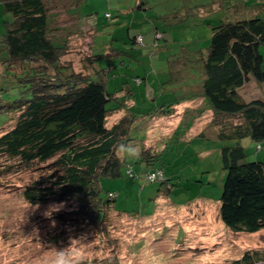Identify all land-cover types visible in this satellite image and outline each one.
I'll use <instances>...</instances> for the list:
<instances>
[{"label": "trees", "instance_id": "16d2710c", "mask_svg": "<svg viewBox=\"0 0 264 264\" xmlns=\"http://www.w3.org/2000/svg\"><path fill=\"white\" fill-rule=\"evenodd\" d=\"M84 1L0 0L7 13L4 30H0V158L7 163L1 164L0 177L18 169L40 172L41 178H34L23 189L30 204H63L64 208L52 213L54 219L99 230L105 227L110 210L120 212L115 196H110L115 192L103 186L102 177L123 174L127 160L117 157L116 148L137 141L132 131L145 113L131 111L127 107L130 98L119 100L117 90L110 91L108 80L117 71L106 76L111 64L106 67L100 62L104 52L97 53L93 43L91 51L79 59L80 67L74 58L67 59L71 40L80 39L88 22L82 21L78 11ZM180 1L179 10L158 15L171 30L186 27L180 24L194 6ZM222 1L196 7L203 6L208 12ZM62 7L80 20L79 28L59 24ZM138 7L143 11L150 8L143 0ZM230 7L234 16L222 17L212 26L208 49L182 47L185 55L181 56L187 62L182 65L175 57L176 67L169 72L176 82L193 80L184 85L193 96L185 101H205L197 114L211 111L208 124L213 136L231 141L221 147L227 174L219 198L220 218L233 231L254 233L264 229V159H250L244 141L255 143L258 150L264 148V97L247 98L242 89L254 79L264 82L260 49L264 44V0L251 5L239 1ZM105 16L112 18L111 12ZM91 26L96 32L94 24ZM158 32L153 46L160 47L157 39L163 34L159 38ZM139 35L144 36L138 32L131 37L133 43L144 41ZM104 47L110 54L112 47ZM125 87L128 94L133 93L130 86ZM179 103H163L151 116L156 112L170 116L175 112L173 105ZM122 109L127 113L109 124V118ZM140 147L152 166L159 157L156 149L143 141ZM234 264H264V250L247 249Z\"/></svg>", "mask_w": 264, "mask_h": 264}, {"label": "rangeland", "instance_id": "374dc122", "mask_svg": "<svg viewBox=\"0 0 264 264\" xmlns=\"http://www.w3.org/2000/svg\"><path fill=\"white\" fill-rule=\"evenodd\" d=\"M143 1L150 6L148 10L138 7L141 0H85L78 11L83 15L82 21L88 22L80 39L71 40V52L66 57L74 58L80 67L79 59L91 51L92 43L97 53L104 52L100 62L106 67L111 64L112 68L106 76L117 71L108 80L110 91L117 90L119 100L130 98L127 107L131 111L145 113L135 122L137 127L132 135L137 141L132 142L140 147L143 141L156 149L159 157L152 166L143 154L139 159H126L121 176L102 177L103 186L115 192V207L120 212L110 210L105 227L99 230L54 219L52 213L64 208L63 204H30L23 189L34 178H41L40 172L18 169L1 176L0 264H53L57 250L69 247L72 242L70 252L74 257H82L81 264H234L247 249L264 250V229L236 232L220 218L219 198L227 174L221 147L231 141L213 136L208 124L211 111L200 115L195 112L205 107V101H185L193 96L184 85L193 84V80L186 78L179 83L181 80L176 82L169 72H174L177 56L184 65L182 47L190 51L208 49L212 26L222 17L234 16L230 4L243 1L251 5L259 0H224L223 5L218 2L220 5L215 4L208 12L196 5L212 0L183 1L182 5H194L188 19L180 24L187 28L170 29L173 36L157 39L160 47L153 46L144 36L142 43H133V35L152 26L151 18L168 30L170 26L158 15L179 10L181 1ZM60 10L61 26L80 27L77 17L65 13L64 7ZM107 12H111L112 18L105 16ZM6 17L0 3L1 31ZM93 24L96 32L92 30ZM105 44L112 47L110 54L103 51ZM119 49L124 52L116 51ZM260 49L264 55V44ZM160 53L165 55L164 61L159 60ZM138 76L140 82L136 80ZM126 85L132 88V94H128ZM259 89L264 90V82L254 79L242 93L247 98L261 97ZM171 101H180L173 105L172 115L163 117L156 112L157 115L151 116L160 105ZM126 113L125 109L114 113L109 124ZM244 143L250 159L257 156L264 159V148L258 150L255 143ZM4 163L6 158H0V166ZM153 169L157 172L161 169L165 179H149Z\"/></svg>", "mask_w": 264, "mask_h": 264}, {"label": "clouds", "instance_id": "9594fccd", "mask_svg": "<svg viewBox=\"0 0 264 264\" xmlns=\"http://www.w3.org/2000/svg\"><path fill=\"white\" fill-rule=\"evenodd\" d=\"M116 155L120 159H139L142 156V149L134 143H121L116 148ZM72 244L65 249L57 250L53 264H81L82 257H74L70 252Z\"/></svg>", "mask_w": 264, "mask_h": 264}, {"label": "crops", "instance_id": "0c3cea01", "mask_svg": "<svg viewBox=\"0 0 264 264\" xmlns=\"http://www.w3.org/2000/svg\"><path fill=\"white\" fill-rule=\"evenodd\" d=\"M152 20V22H150L151 24H153L152 26H149V27H147V28H144L142 31H140L139 33H142L143 35H144V37H146L147 38V40L150 42H152V44H154L155 42H156V32L157 31H159L160 30V32H163V36L160 38V39H158L159 41L161 40V39H163V38H166V35H168L169 34V32H171L170 31V28L168 29V30H166L165 28H163V27H161V26H159L157 23H156V21L155 20H153V19H151ZM145 21V20H144ZM149 23V22H148ZM184 28H187V26L186 27H184ZM181 29H183V28H181ZM169 35H172L173 36V34H169ZM158 37V36H157ZM168 42V40L166 39V43ZM159 45H160V43H159ZM157 55V54H156ZM160 59L159 60H165V59H163L162 58V56H165L164 54L162 55L161 53H160ZM151 56H153V55H151ZM153 58V57H152ZM139 77V76H138ZM138 77H136V78H138ZM141 78V77H140ZM256 86L257 85H259V84H255ZM258 87V86H257ZM260 91H261V95L264 97V90L263 89H259ZM195 103H197L196 101H194ZM199 104V103H198ZM196 108V107H195ZM199 111V109H196L195 110V112L197 113Z\"/></svg>", "mask_w": 264, "mask_h": 264}, {"label": "built area", "instance_id": "2783aa9c", "mask_svg": "<svg viewBox=\"0 0 264 264\" xmlns=\"http://www.w3.org/2000/svg\"><path fill=\"white\" fill-rule=\"evenodd\" d=\"M157 36H161V33H158ZM138 37H139V40L142 38V36H140V35ZM162 176H163V172L160 170L158 172L155 171V172L149 173L148 178L151 180H154L157 177H160L161 179H163ZM114 195H115V193L110 192V196H114Z\"/></svg>", "mask_w": 264, "mask_h": 264}, {"label": "bare ground", "instance_id": "6f19581e", "mask_svg": "<svg viewBox=\"0 0 264 264\" xmlns=\"http://www.w3.org/2000/svg\"><path fill=\"white\" fill-rule=\"evenodd\" d=\"M247 15V14H246ZM140 134V133H139Z\"/></svg>", "mask_w": 264, "mask_h": 264}]
</instances>
